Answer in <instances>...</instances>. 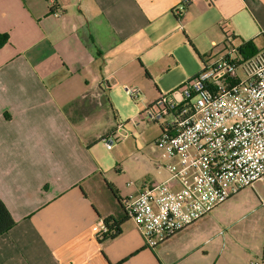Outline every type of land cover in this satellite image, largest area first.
Segmentation results:
<instances>
[{"label":"crops","instance_id":"obj_1","mask_svg":"<svg viewBox=\"0 0 264 264\" xmlns=\"http://www.w3.org/2000/svg\"><path fill=\"white\" fill-rule=\"evenodd\" d=\"M178 5L0 0V34L9 37L0 48V199L15 220L0 236V264L262 261L263 249L238 250L208 224L213 211L155 249L144 245L131 219L115 239H98L101 223L124 218L126 202L145 186L121 193L81 138L80 127L103 106L75 121L63 108L100 100L108 86L109 96L111 76L127 88L145 86L149 107L163 92L153 68L180 65L178 52L192 51L200 73L250 40L264 49V0H195L181 15ZM254 210L264 227V208Z\"/></svg>","mask_w":264,"mask_h":264},{"label":"built area","instance_id":"obj_2","mask_svg":"<svg viewBox=\"0 0 264 264\" xmlns=\"http://www.w3.org/2000/svg\"><path fill=\"white\" fill-rule=\"evenodd\" d=\"M194 1L179 0L176 14ZM238 49L147 107L151 120L173 118L156 141L169 156V177L143 187L125 205L150 249L264 181V49L247 59ZM104 140L111 150L113 139ZM250 264H264V257Z\"/></svg>","mask_w":264,"mask_h":264},{"label":"rangeland","instance_id":"obj_3","mask_svg":"<svg viewBox=\"0 0 264 264\" xmlns=\"http://www.w3.org/2000/svg\"><path fill=\"white\" fill-rule=\"evenodd\" d=\"M262 44L259 42L256 46L260 47ZM178 57L181 59V64L178 66L170 67L161 63L153 68L154 73L158 74L156 81L164 95L170 94L194 78L202 68L192 51H180ZM213 57L216 58L218 55L213 54ZM110 78L113 83L109 94L111 105L105 104L97 117L90 118L80 127V136L94 146V156L100 160L104 169L109 170L108 179L116 183L121 193L132 196L139 185L158 184L169 177L166 168L170 163L169 156L156 146V141L162 134L161 125L172 122L173 118L168 116L158 122L151 120L146 115L148 106L146 87L134 89L130 85L129 89L137 91L132 95L116 77ZM79 112L78 115L71 112L73 119H79L84 115L81 110ZM118 126L122 127L119 133L115 132ZM110 137L114 143L112 149L108 150L104 138ZM158 165L163 167L159 169ZM262 198H264V181L257 185L256 190L247 188L214 209L208 224L217 231L222 230L225 240L236 244L238 250L241 247L264 250V234H262L264 227L258 225L254 210V208L263 209ZM143 242L147 247L144 238Z\"/></svg>","mask_w":264,"mask_h":264},{"label":"trees","instance_id":"obj_4","mask_svg":"<svg viewBox=\"0 0 264 264\" xmlns=\"http://www.w3.org/2000/svg\"><path fill=\"white\" fill-rule=\"evenodd\" d=\"M51 11L54 10L52 9ZM8 39H9L8 35L0 34V48L3 47L8 42ZM238 51L243 58L247 59L255 55L257 52H259V49L255 46L253 40H250L242 44V46L239 47ZM109 89L110 86H108L106 90L108 91ZM106 90L105 91L102 90L104 94L102 95L100 100L91 101L88 98H86L85 100L75 101L65 106L63 108V111L67 114H70L73 111L75 114L78 115L80 113L79 112L80 110L83 112V114H86L87 109L96 110V109H100L105 104L111 105L109 96L105 94ZM80 102L81 104L79 105ZM71 120L75 121L73 117L71 118ZM128 219L130 218L127 215L122 219H117L113 216L106 218L103 223L107 231L99 232L98 234L99 241L103 242L105 240L115 239L116 237H118L121 234V226ZM14 226H15V220L11 216L10 212L6 208L3 201L0 199V236L7 233Z\"/></svg>","mask_w":264,"mask_h":264}]
</instances>
